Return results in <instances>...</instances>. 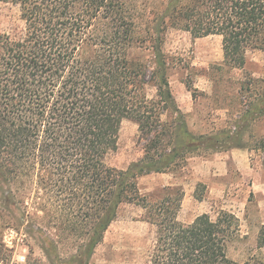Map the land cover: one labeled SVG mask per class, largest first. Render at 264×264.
Returning a JSON list of instances; mask_svg holds the SVG:
<instances>
[{
	"label": "trees",
	"instance_id": "obj_1",
	"mask_svg": "<svg viewBox=\"0 0 264 264\" xmlns=\"http://www.w3.org/2000/svg\"><path fill=\"white\" fill-rule=\"evenodd\" d=\"M4 1L23 24L0 32V264H90L127 203L156 228L150 264H240L228 254L235 213L183 222L184 191L168 186L154 201L140 178L175 172L196 152L244 147L264 118V74L229 76L238 85L232 128L195 134L171 86L178 58L163 46L171 27L220 35L218 73L244 70L248 52L264 51V0ZM126 119L138 123L144 156L120 169L108 158ZM9 229L33 238L45 259L13 262ZM67 244L76 251L65 257Z\"/></svg>",
	"mask_w": 264,
	"mask_h": 264
},
{
	"label": "rangeland",
	"instance_id": "obj_2",
	"mask_svg": "<svg viewBox=\"0 0 264 264\" xmlns=\"http://www.w3.org/2000/svg\"><path fill=\"white\" fill-rule=\"evenodd\" d=\"M19 7L0 0V32H11L21 26ZM163 49L176 56L179 64L172 70L171 86L178 106L186 114L190 130L195 134L218 132L232 128L238 117L235 96L238 85L231 81L245 71L256 76L264 74V51H250L244 70H218L224 61L222 36L194 37L190 32L171 27ZM215 78L217 82H214ZM192 81L197 94L188 89ZM217 84V86L215 84ZM219 83V84H218ZM264 118L246 130L242 143L250 149L252 165L264 167ZM200 151L190 154L186 165L169 173H152L140 178L141 190L152 200H158L168 186L181 188L184 198L178 217L192 222L198 215L209 213L213 217L228 210L240 218V229L228 244L229 256L240 264H264V246L260 235L264 222V180L244 175L228 159V151ZM144 156V142L140 139L138 123L126 119L122 123L119 149L108 162L127 169ZM222 159L227 162L222 164ZM264 178V176H263ZM145 210L136 204H124L116 221L108 229L105 239L97 248L90 264H150L155 249L156 228L144 220ZM23 241L14 230L5 232L6 243L14 249L13 262H24L26 256L45 259L37 242L28 237ZM63 246L67 257L76 246ZM33 249V250H32Z\"/></svg>",
	"mask_w": 264,
	"mask_h": 264
},
{
	"label": "crops",
	"instance_id": "obj_3",
	"mask_svg": "<svg viewBox=\"0 0 264 264\" xmlns=\"http://www.w3.org/2000/svg\"><path fill=\"white\" fill-rule=\"evenodd\" d=\"M250 153H251V151L247 146H246V148H245V146L232 148L231 151H228V159H230L233 162V164L236 165V167L242 172V174L251 175V176L255 177L257 182L259 183V182H261L259 179L260 176H262L261 179L264 180V178H263L264 167H260V166L256 167V166L252 165V163L250 162L251 161ZM224 162H227V161L224 159ZM224 162L222 159V164ZM262 224L264 225V222ZM105 236H106V234H105Z\"/></svg>",
	"mask_w": 264,
	"mask_h": 264
}]
</instances>
